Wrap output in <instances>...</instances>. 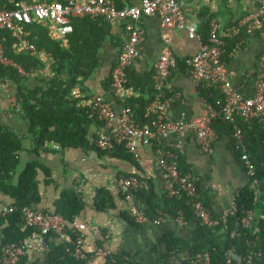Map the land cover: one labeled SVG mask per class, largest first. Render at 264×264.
Returning <instances> with one entry per match:
<instances>
[{
  "label": "crops",
  "instance_id": "0c3cea01",
  "mask_svg": "<svg viewBox=\"0 0 264 264\" xmlns=\"http://www.w3.org/2000/svg\"><path fill=\"white\" fill-rule=\"evenodd\" d=\"M136 1L117 0V3L124 5ZM256 10L257 0H189L182 6L184 18L195 23L202 38L207 34L209 21L215 22L222 31ZM140 25L144 32L143 38L137 45V56L128 66L135 77L131 83L134 84L131 86L135 92L128 98V102L135 109L143 108L148 102L154 82L153 64L157 59L162 38L166 37L176 63L166 79L165 93L177 91L180 94L169 105V114L172 118L184 120L199 115L202 112V100L208 98V91L212 93V99L217 97V93L205 84L196 85L184 65L183 60L197 49V41L188 38L183 30L160 27L156 16L141 17ZM101 27L100 33L103 37L96 50L92 69L84 77L77 75L70 88L77 84L82 95H100L117 111L119 102L112 94L108 80L110 68L125 34L119 22H103ZM50 41L55 44L53 40ZM67 47L68 44L61 48ZM262 51L264 25L250 35L241 34L225 39L223 62L229 72L232 87L242 94L250 95L252 92L257 57ZM44 52L47 55L44 62L35 57L42 66L33 69L29 76L23 77L31 86L35 85L36 78L51 77L53 74L48 67L49 53ZM69 90L68 99L73 101L75 107H79L76 105L77 100L69 95ZM244 123L249 128V121ZM262 125L264 131V117ZM215 126L218 131L215 132L216 138L210 153L199 152L194 141L186 136L179 167L194 176L199 197L210 212L224 218L232 195L247 184L248 176L232 149L231 131L221 129L218 124ZM85 128V145L67 147L49 141L44 147L35 149L28 122L18 109L13 84L0 70V131L7 129L15 134L20 145L16 151L17 163L10 173V182L16 183L26 164H36L38 200L32 208L53 212L55 203L60 198L65 197L68 199L66 201L76 202L73 219L85 225L82 244L83 252L88 254L85 264H102V259L93 255L97 247L106 249L110 254H123L124 259L133 264H179L183 251L173 252L164 240L189 242L193 236L194 223L178 222L167 215L158 224L135 223L127 215V209L130 206L141 209L143 205L134 195L123 192L118 187L120 178L147 176V186L153 196L160 197L163 194V181L149 148H139L138 160H133L120 146L108 152L95 150L90 140L95 130L102 126L90 117ZM7 205L15 204L7 194L0 192V206ZM34 237L35 232L25 238L30 244L25 256L28 261L43 255L37 248ZM234 264L239 263L236 261Z\"/></svg>",
  "mask_w": 264,
  "mask_h": 264
},
{
  "label": "built area",
  "instance_id": "2783aa9c",
  "mask_svg": "<svg viewBox=\"0 0 264 264\" xmlns=\"http://www.w3.org/2000/svg\"><path fill=\"white\" fill-rule=\"evenodd\" d=\"M189 0H137L130 4L116 5L115 0H0V31L5 37H0V66L12 68L18 75L27 77L33 71L32 67H24L8 54L24 53L44 62L47 56L44 51H38L25 34V27L34 24L43 28V33L53 40L57 46L66 47L69 34L72 32L73 19L100 17L106 22H119L125 34L119 46L115 60L109 72V86L112 94L119 102L115 111L111 104L97 94L82 95L77 84H74L69 95L76 99V105L83 108L89 117L99 122L102 128L93 133L90 143L98 150L108 152L116 146L123 148L133 160L139 159L140 147H147L156 168L163 181V193L176 198L183 196L185 204L200 225L214 227L223 219L214 215L201 202L195 187V178L188 172H180L178 159L183 154L185 138L189 136L201 153H210L216 133L212 124L216 120L231 126L230 137L232 149L237 154V160L242 164L247 184L252 190L253 201L260 195L264 199V191L258 188L254 175V165L246 154L244 136L237 125V119L248 122L252 119L262 122L264 117V51L257 57V69L252 79V92L245 95L232 87L229 72L223 62L225 39L235 38L241 34L250 35L264 25V0H257V10L241 18L220 31L213 21L208 23V31L202 38L192 21L184 18L182 6ZM156 16L160 27H175L183 30L186 36L197 41V49L183 60L189 71L191 80L196 84H205L217 93L212 99V93L202 100V112L189 119L172 118L169 105L179 97V92L165 93V83L170 71L175 67L169 40L162 38L161 47L153 64L154 82L151 98L142 112V121L135 119L128 104V98L135 92L134 87L125 84V70L137 56V45L143 38L140 25L141 17ZM40 72L39 69H36ZM50 74H52L50 72ZM147 176H128L120 178L118 187L123 192L142 190L147 187ZM235 191L230 199L226 216L235 217L234 227L230 237L237 238L242 230H250V237L245 239L244 255L238 259L239 264H261V254L256 249L257 227L255 221L264 218L261 213L252 209L237 211ZM17 212L22 224L35 231L37 248L43 255L33 261L24 260L22 264H44V253L47 251L45 237L55 234L57 242L65 244L67 233L71 237V246L64 245L70 255L84 259L82 250L83 231L85 225L74 219L68 221L55 212H45L27 205L0 206V215ZM127 215L138 224L150 222L158 224L166 214L160 210L148 218L141 209L130 206ZM225 216V217H226ZM183 222L180 211L174 217ZM30 248L27 239L17 240L0 245V264H21ZM232 250H228L226 263ZM93 255L102 259V264H113L111 254L104 248H95ZM85 259L84 263L87 262ZM179 264H209L207 252L189 253L183 251Z\"/></svg>",
  "mask_w": 264,
  "mask_h": 264
},
{
  "label": "trees",
  "instance_id": "16d2710c",
  "mask_svg": "<svg viewBox=\"0 0 264 264\" xmlns=\"http://www.w3.org/2000/svg\"><path fill=\"white\" fill-rule=\"evenodd\" d=\"M115 1L117 2V0ZM116 5L121 6L119 3H116ZM103 22L106 21L100 17L73 19L71 21L72 32L69 34L67 48H61L48 40L42 33L41 27L28 24L25 27L26 37L38 50L49 53L48 67L53 72L51 77L36 78L35 85L31 86L26 79L18 75L12 68L0 66V70L13 84V94L18 109L28 122V129L35 149L44 147L49 141L67 147L86 144L85 124L90 117L83 108L75 107L73 101L68 99V90L77 75L84 77L92 69L96 50L103 37L100 33ZM2 33L0 31V37L5 36ZM2 38V42L7 44L6 36ZM7 54L24 67L35 69L42 66L33 56L24 53L15 54L9 49ZM133 80H135V77L127 67L125 70V84L134 85L131 84ZM151 93L152 88L149 100ZM208 94H210L209 91ZM128 103L135 119L142 121V112L146 105L143 108L135 109L131 106V102ZM236 121L243 132L247 157L254 165L253 177L258 181L259 190L263 192L264 131L262 122L252 119L248 123L249 128H247L243 120L237 119ZM215 124H218L225 131H231L230 125L221 120H216L212 124L215 132L218 131ZM19 148L20 145L15 134L7 129L0 131V192L7 194L16 206L27 205L33 207L38 200L37 182L35 181L36 164L33 162L26 164L22 173L17 177L16 183L12 184L10 182V173L17 163L16 151ZM180 159L179 157L178 169L184 173L186 170L179 167ZM130 193L140 200L143 205L141 210L148 218L154 216L158 210L171 217H175L176 212L180 211L183 221L194 223L193 236L189 242L180 243L175 239L164 240L165 237H163L164 242L169 244L173 252L187 251L195 253L205 251L209 256V264H234L244 255L246 249L245 239L250 237V230L244 229L239 237L231 238L230 232L234 227L235 217L226 216L218 225L209 228L198 223L190 208L185 204L183 196L176 198L163 193L160 197H156L153 196L148 186L142 190H132ZM66 200L68 199L65 197L58 199L53 212L70 221L73 219L76 202ZM201 202L204 204L202 200ZM236 204L237 211L252 209L255 213L264 215L263 196L260 195L253 201L252 190L248 185L239 188ZM255 226L257 227L256 249L260 251L261 264H264V218H258L255 221ZM34 232L33 229L22 224L20 215L17 212L0 215V245L23 240ZM169 235L167 234V236ZM67 237L68 241L62 244L57 242L55 234L46 235L47 251L44 253V264L84 263L88 254L84 253L85 258L78 259L65 251L64 245L71 246L69 233H67ZM228 250L232 251L229 262L226 263ZM111 256L114 260L113 264H133L126 261L123 254H111ZM24 260L25 256L21 258L20 263L22 264Z\"/></svg>",
  "mask_w": 264,
  "mask_h": 264
}]
</instances>
